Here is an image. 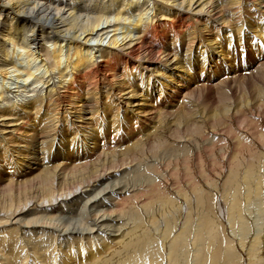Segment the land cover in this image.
<instances>
[{
  "label": "bare ground",
  "instance_id": "bare-ground-1",
  "mask_svg": "<svg viewBox=\"0 0 264 264\" xmlns=\"http://www.w3.org/2000/svg\"><path fill=\"white\" fill-rule=\"evenodd\" d=\"M0 264H264V0H0Z\"/></svg>",
  "mask_w": 264,
  "mask_h": 264
},
{
  "label": "rangeland",
  "instance_id": "rangeland-1",
  "mask_svg": "<svg viewBox=\"0 0 264 264\" xmlns=\"http://www.w3.org/2000/svg\"><path fill=\"white\" fill-rule=\"evenodd\" d=\"M255 208H257V207H255ZM256 210V209H255Z\"/></svg>",
  "mask_w": 264,
  "mask_h": 264
}]
</instances>
